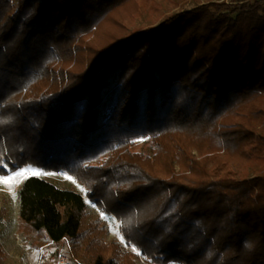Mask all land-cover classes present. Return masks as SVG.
<instances>
[{"label": "trees", "instance_id": "trees-1", "mask_svg": "<svg viewBox=\"0 0 264 264\" xmlns=\"http://www.w3.org/2000/svg\"><path fill=\"white\" fill-rule=\"evenodd\" d=\"M165 1L0 0V176L71 177L143 264H264V0ZM15 193L21 232L136 264L76 191Z\"/></svg>", "mask_w": 264, "mask_h": 264}, {"label": "rangeland", "instance_id": "rangeland-1", "mask_svg": "<svg viewBox=\"0 0 264 264\" xmlns=\"http://www.w3.org/2000/svg\"><path fill=\"white\" fill-rule=\"evenodd\" d=\"M217 3H230L234 0H212ZM253 1V0H241ZM196 5L195 0H166L159 16L178 12L180 10H190ZM136 23V27L143 28L150 24L157 23L154 17L145 14ZM149 140L139 139L134 142L132 151L142 154L149 153ZM16 173H22L16 175ZM28 176H40L61 188H67L85 196V190L71 177L62 173H46L32 168H21L6 176H0V264H58L59 256L64 257L68 264H86L81 258L74 255L71 249V242L64 239L58 243H52L43 236L21 232L19 230V202L16 196V188L19 183ZM3 181H7L4 183ZM85 198L89 217L87 222L94 219L101 221L105 227V234L102 239L105 242L118 241L129 253L136 255L135 263L143 264L145 258L133 246H127L119 234L117 221L107 213L101 211L95 202ZM2 209H5L2 214ZM173 264V263H171Z\"/></svg>", "mask_w": 264, "mask_h": 264}, {"label": "built area", "instance_id": "built-area-1", "mask_svg": "<svg viewBox=\"0 0 264 264\" xmlns=\"http://www.w3.org/2000/svg\"><path fill=\"white\" fill-rule=\"evenodd\" d=\"M58 264H68L66 259L62 257L61 255L59 256Z\"/></svg>", "mask_w": 264, "mask_h": 264}, {"label": "snow or ice", "instance_id": "snow-or-ice-1", "mask_svg": "<svg viewBox=\"0 0 264 264\" xmlns=\"http://www.w3.org/2000/svg\"><path fill=\"white\" fill-rule=\"evenodd\" d=\"M22 173H16V175H21ZM4 183H7V181H3Z\"/></svg>", "mask_w": 264, "mask_h": 264}]
</instances>
